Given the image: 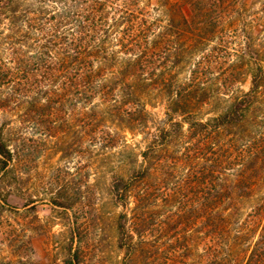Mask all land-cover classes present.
I'll return each mask as SVG.
<instances>
[{"label":"trees","instance_id":"16d2710c","mask_svg":"<svg viewBox=\"0 0 264 264\" xmlns=\"http://www.w3.org/2000/svg\"><path fill=\"white\" fill-rule=\"evenodd\" d=\"M29 3L0 0V41L12 44L14 25L33 18ZM259 8L44 0L46 132L75 125L74 140L59 136L57 149L106 155L107 192L124 207L114 215L126 254L118 264L150 243L161 217L176 230L196 223L192 241L204 245L206 264H264V0ZM9 141L0 123V204L8 206L19 177ZM51 201L64 213L71 206L61 194ZM67 230L60 264H79Z\"/></svg>","mask_w":264,"mask_h":264},{"label":"rangeland","instance_id":"374dc122","mask_svg":"<svg viewBox=\"0 0 264 264\" xmlns=\"http://www.w3.org/2000/svg\"><path fill=\"white\" fill-rule=\"evenodd\" d=\"M231 1L260 10L262 0ZM27 2L33 18L21 19V28L14 25L12 44L0 41V123L10 138L19 175L9 198L12 204H0V264H60L70 235L68 226L75 230L73 248L78 249L79 264H118L126 254L117 246L114 215L124 207L113 204L107 192V167L102 160L106 155L91 148L67 154L57 149L59 136L74 140L75 125L57 137L46 132L44 0ZM6 32L10 30L3 28ZM248 84L246 78L241 86ZM151 111L162 116L163 103ZM127 137L139 136L128 133ZM58 194L71 203L66 213L51 201ZM27 199L29 204L22 205ZM172 223L163 217L155 222L150 243L136 249L128 264H206L204 245L192 241L196 223L183 221L185 231L173 229ZM184 234L187 241L183 242Z\"/></svg>","mask_w":264,"mask_h":264}]
</instances>
